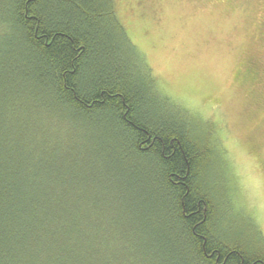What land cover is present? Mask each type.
<instances>
[{
	"label": "trees",
	"instance_id": "obj_1",
	"mask_svg": "<svg viewBox=\"0 0 264 264\" xmlns=\"http://www.w3.org/2000/svg\"><path fill=\"white\" fill-rule=\"evenodd\" d=\"M196 118L115 0H0V264H264L262 235L217 222L219 142Z\"/></svg>",
	"mask_w": 264,
	"mask_h": 264
},
{
	"label": "rangeland",
	"instance_id": "obj_2",
	"mask_svg": "<svg viewBox=\"0 0 264 264\" xmlns=\"http://www.w3.org/2000/svg\"><path fill=\"white\" fill-rule=\"evenodd\" d=\"M115 4L158 87L207 120L195 119L199 130L213 125L221 168L211 184L225 235L249 245L252 227L264 238V0ZM225 164L233 189L223 193Z\"/></svg>",
	"mask_w": 264,
	"mask_h": 264
}]
</instances>
